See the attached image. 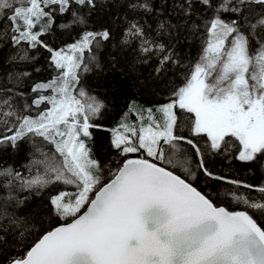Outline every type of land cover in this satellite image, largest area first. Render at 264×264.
<instances>
[{
	"label": "snow or ice",
	"instance_id": "1",
	"mask_svg": "<svg viewBox=\"0 0 264 264\" xmlns=\"http://www.w3.org/2000/svg\"><path fill=\"white\" fill-rule=\"evenodd\" d=\"M0 264H264V0H0Z\"/></svg>",
	"mask_w": 264,
	"mask_h": 264
},
{
	"label": "trees",
	"instance_id": "2",
	"mask_svg": "<svg viewBox=\"0 0 264 264\" xmlns=\"http://www.w3.org/2000/svg\"><path fill=\"white\" fill-rule=\"evenodd\" d=\"M75 39V37H69L64 35L63 37L55 38V43L60 45L63 42L71 43ZM39 59L37 60L35 67L40 68L39 73H33L34 81L47 80L51 78V70L47 68L45 57L47 53L38 54ZM31 70V68H29ZM147 71V69L145 70ZM85 77L86 84L91 86L95 92L100 93L102 96L107 95L108 99L111 101V111L108 113L107 118L103 121L106 127L113 126L117 120L120 118L123 112L128 110L127 106L129 105L131 100H134L136 104L147 107L150 106L152 102V97H150L147 93L141 95L142 89L134 88L130 92L125 89L123 92L117 93L115 96L113 95L112 89L108 87V85L113 84V78L108 72L104 74H99L97 71H92L89 73L83 74ZM95 137V149L96 153L101 158H107L109 156V151L106 148L108 134L105 131L96 130L94 132ZM115 159V157H111ZM22 160V156H21ZM9 163H14L16 161L8 160ZM209 167L212 171L216 172L220 175L230 176L235 179L246 180L249 183H257L261 180V177L257 174L248 172L244 165L236 160L231 158L225 159L222 156H216L209 162ZM210 183L215 184V181L201 180L198 183V187H202L203 184ZM223 191V188L219 189ZM41 201L37 199L36 203H40ZM225 206H230L225 203Z\"/></svg>",
	"mask_w": 264,
	"mask_h": 264
},
{
	"label": "rangeland",
	"instance_id": "3",
	"mask_svg": "<svg viewBox=\"0 0 264 264\" xmlns=\"http://www.w3.org/2000/svg\"><path fill=\"white\" fill-rule=\"evenodd\" d=\"M136 108H138V109H142V108H144V107H143V106H140V105H138V104H136ZM128 119H129V122H131L132 120L135 119V116H131V117H129Z\"/></svg>",
	"mask_w": 264,
	"mask_h": 264
}]
</instances>
